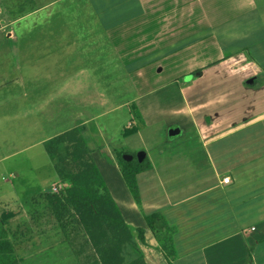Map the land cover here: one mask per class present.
I'll use <instances>...</instances> for the list:
<instances>
[{"label": "crops", "instance_id": "1", "mask_svg": "<svg viewBox=\"0 0 264 264\" xmlns=\"http://www.w3.org/2000/svg\"><path fill=\"white\" fill-rule=\"evenodd\" d=\"M61 1L0 0V91L11 95L0 110L13 111L0 116V126H26L29 139L36 127L52 126L54 134L36 142L46 145L94 124L100 144L90 146L92 157L135 238L145 230L146 244L138 243L147 264H169L145 220L155 213L175 230V264H264V0H87L138 95L141 120L131 114L116 144L100 122L112 108L103 103L100 114L85 113L76 82L68 89L81 107L71 103L67 113L59 61L53 73L59 80L51 83V57H65V40L49 38L51 10ZM0 145L7 147L1 165L11 142ZM122 149L152 164L138 176L141 207L114 154ZM56 179L57 172L29 197ZM7 202L0 200V237L16 243L20 234L3 215L19 211H9ZM15 243L16 264H60L45 245Z\"/></svg>", "mask_w": 264, "mask_h": 264}, {"label": "rangeland", "instance_id": "2", "mask_svg": "<svg viewBox=\"0 0 264 264\" xmlns=\"http://www.w3.org/2000/svg\"><path fill=\"white\" fill-rule=\"evenodd\" d=\"M51 14L53 26L50 41L54 43L61 38V41L66 42L65 52H63V46L60 48L61 55L65 54V57H59V60L57 57H51L50 60L51 83L54 78L56 61L60 62V73L66 77L65 80L64 78L61 80V86L67 84L66 112L69 113L71 103L72 106L81 107L73 104L75 95L68 89L69 84L79 82L84 93L77 96L82 97L85 113L100 114L103 103L106 109L112 108L106 111L108 114L100 119V122L107 126L102 133L106 135L110 143H115L119 139L123 143L124 138L121 132L124 126L131 121L132 110L134 108L138 110V105L134 102L138 95L129 87L120 62L114 56L107 37L103 35L92 15L88 1L63 0L51 10ZM56 47L55 44L51 45L52 50ZM54 79L55 82L59 80ZM55 82L52 84V89L57 85ZM10 96L7 91H0V101L9 103ZM61 97L64 100V94ZM108 99L109 102H107ZM12 112L9 109L0 110V116ZM43 126L39 129L36 127L32 139H29L27 127L20 126L17 122L9 121L0 126V143L2 144L3 139L6 142L7 138L11 142L10 158L0 165V169L5 170L4 180L3 177L0 178V200L7 198L8 210L17 211L18 209L20 214L9 223L12 225L11 229L20 234L17 241H20L21 245L49 247L51 262L101 264L87 231L78 223L73 212L53 209L46 198L49 194L60 196L66 188L59 178L54 180L46 192L29 197L44 188L43 180L47 181L51 175H56L55 164L57 165L59 161L57 157L49 153L50 142L46 145L36 144L46 139L50 131L54 134L52 126L51 129ZM86 129L88 133L83 134L89 147L93 144H100L98 138L94 137V132L92 133L94 124L87 126ZM6 152L7 147L0 145V155ZM62 154L66 152L63 151ZM73 170L76 171L77 167ZM14 172L26 175L29 180L27 182L14 180L11 175ZM35 179H41L40 183L37 184ZM11 184H14L15 190L10 187Z\"/></svg>", "mask_w": 264, "mask_h": 264}, {"label": "trees", "instance_id": "3", "mask_svg": "<svg viewBox=\"0 0 264 264\" xmlns=\"http://www.w3.org/2000/svg\"><path fill=\"white\" fill-rule=\"evenodd\" d=\"M131 114L141 120L136 108ZM132 132L126 131L124 134L130 135ZM48 150L51 156L59 160L56 172L66 187L60 196H46L53 209L73 212L78 223L87 231L101 264H147L138 243L146 244L145 230H137V240L134 229L126 222L92 157L83 129L76 128L58 136L50 142ZM63 151L66 154H62ZM114 154L134 200L141 207L143 201L138 176L152 169L150 160L123 149L115 150ZM74 167H77L76 171ZM18 215L19 212H6L3 221L9 224ZM145 220L168 263L175 264V230L160 213L148 215ZM17 262L13 243L0 237V264Z\"/></svg>", "mask_w": 264, "mask_h": 264}, {"label": "built area", "instance_id": "4", "mask_svg": "<svg viewBox=\"0 0 264 264\" xmlns=\"http://www.w3.org/2000/svg\"><path fill=\"white\" fill-rule=\"evenodd\" d=\"M230 181V178H225V182L228 183Z\"/></svg>", "mask_w": 264, "mask_h": 264}]
</instances>
